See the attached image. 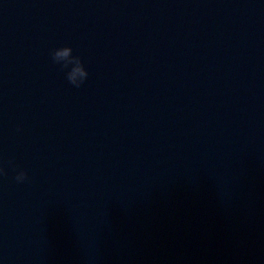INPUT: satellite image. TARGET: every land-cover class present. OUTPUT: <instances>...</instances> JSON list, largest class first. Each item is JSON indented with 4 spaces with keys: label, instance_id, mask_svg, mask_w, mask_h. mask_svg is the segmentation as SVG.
Segmentation results:
<instances>
[{
    "label": "water",
    "instance_id": "water-1",
    "mask_svg": "<svg viewBox=\"0 0 264 264\" xmlns=\"http://www.w3.org/2000/svg\"><path fill=\"white\" fill-rule=\"evenodd\" d=\"M0 168V264H264V0H0Z\"/></svg>",
    "mask_w": 264,
    "mask_h": 264
},
{
    "label": "clouds",
    "instance_id": "clouds-1",
    "mask_svg": "<svg viewBox=\"0 0 264 264\" xmlns=\"http://www.w3.org/2000/svg\"><path fill=\"white\" fill-rule=\"evenodd\" d=\"M51 57L54 62L61 65L62 69H68L66 77L70 84L79 87L87 78L88 72L83 66L80 57L72 54V48L70 46L65 45L55 48L51 52ZM2 173L3 169L0 168V174ZM26 178L27 175L23 170L17 172L15 176L17 182H23Z\"/></svg>",
    "mask_w": 264,
    "mask_h": 264
}]
</instances>
